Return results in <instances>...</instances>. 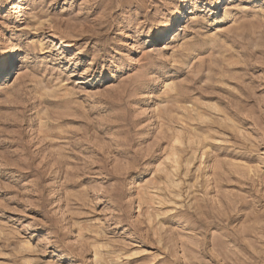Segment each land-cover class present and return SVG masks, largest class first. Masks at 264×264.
Instances as JSON below:
<instances>
[{
	"label": "rangeland",
	"instance_id": "rangeland-1",
	"mask_svg": "<svg viewBox=\"0 0 264 264\" xmlns=\"http://www.w3.org/2000/svg\"><path fill=\"white\" fill-rule=\"evenodd\" d=\"M0 264H264V0H0Z\"/></svg>",
	"mask_w": 264,
	"mask_h": 264
},
{
	"label": "bare ground",
	"instance_id": "bare-ground-1",
	"mask_svg": "<svg viewBox=\"0 0 264 264\" xmlns=\"http://www.w3.org/2000/svg\"><path fill=\"white\" fill-rule=\"evenodd\" d=\"M220 1H222V0H220ZM187 13H189V12H187ZM180 19H181V16H180ZM171 28H173V25L169 26V29H171ZM163 32H165V30ZM163 32L160 33L159 37H162L163 36Z\"/></svg>",
	"mask_w": 264,
	"mask_h": 264
}]
</instances>
